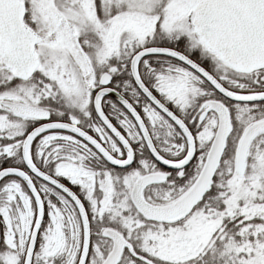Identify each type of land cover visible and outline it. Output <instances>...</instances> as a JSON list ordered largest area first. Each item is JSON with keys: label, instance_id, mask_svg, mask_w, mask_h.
I'll return each mask as SVG.
<instances>
[{"label": "snow or ice", "instance_id": "snow-or-ice-1", "mask_svg": "<svg viewBox=\"0 0 264 264\" xmlns=\"http://www.w3.org/2000/svg\"><path fill=\"white\" fill-rule=\"evenodd\" d=\"M0 264H264V0H0Z\"/></svg>", "mask_w": 264, "mask_h": 264}]
</instances>
